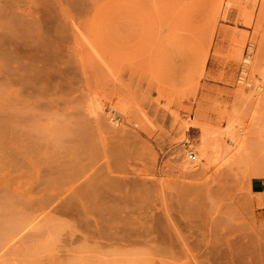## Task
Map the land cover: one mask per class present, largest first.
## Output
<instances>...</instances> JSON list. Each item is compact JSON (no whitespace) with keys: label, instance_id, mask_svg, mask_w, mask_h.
<instances>
[{"label":"rangeland","instance_id":"374dc122","mask_svg":"<svg viewBox=\"0 0 264 264\" xmlns=\"http://www.w3.org/2000/svg\"><path fill=\"white\" fill-rule=\"evenodd\" d=\"M263 67L264 0H0V264H264Z\"/></svg>","mask_w":264,"mask_h":264},{"label":"bare ground","instance_id":"6f19581e","mask_svg":"<svg viewBox=\"0 0 264 264\" xmlns=\"http://www.w3.org/2000/svg\"><path fill=\"white\" fill-rule=\"evenodd\" d=\"M214 2V1H213ZM220 8V7H219ZM218 9V8H217ZM213 10H214V8H213ZM249 49H248V51H247V53L245 54V56H243L242 58H240L239 60L242 62V66L244 67V69H246L247 68V66L249 65V63H250V54H251V52H250V50H251V48H252V44H249V47H248ZM239 54V53H238ZM251 65V64H250ZM261 67V66H260ZM258 68V67H257ZM264 68V67H263ZM259 69V68H258ZM262 69V68H261ZM261 69H260V71H261ZM243 72H244V70H242ZM252 72V71H251ZM262 73V72H261ZM254 74V73H253ZM254 76V75H253ZM253 76H249V78H250V80H253ZM260 78V77H259ZM242 79V78H241ZM255 80V79H254ZM262 80L264 81V76H261V80L259 81V82H262ZM251 82V81H250ZM255 82H257V81H255ZM249 83H247V85H248ZM253 84H255V83H253ZM260 83H258L257 82V84L256 85H254V90H256V91H261L260 89H261V86L262 85H259ZM264 86V85H263ZM258 93V92H257ZM256 94V93H255ZM121 111V110H120ZM119 111V109L117 110V109H114V110H109V112L110 113H112L113 115H115L117 118H121L120 116L122 115V113ZM228 121H229V119H227ZM232 121V119L230 118V121L229 122H231ZM237 121V120H236ZM233 122V121H232ZM231 122V124H233L234 125V123L235 122H233L232 123ZM195 123H198V122H196L195 121ZM195 123H191V125L193 126L192 128H197L196 126H198L199 127V125L198 124H195ZM229 124V123H228ZM190 125V126H191ZM237 125V127L239 126L238 124H236ZM229 127H230V129L229 130H231V131H229L230 132V134H229V132L227 131V127H225L226 129V134L228 135H225V133L223 134V136H227L228 137V139H225V137H224V139L225 140H223L222 141V139L220 140L219 138H222V136H221V134H219L218 133V130L216 131L220 136L218 137V140H216L214 137L216 136L215 134H213V131L214 130H212V133H210V134H212V136L213 137H211L210 135H209V137H208V134H209V132H210V130H208V129H204V126H203V128H200L199 127V129H201L200 130V134L198 135V137H197V139H196V142H197V144H196V146H195V142L193 143L194 145H192V146H190V149H188L187 151H185L186 153L188 152V151H192V154L191 153H189V154H187L186 155V158H187V160L185 161H183L184 163V165L182 164V166L185 168L184 170H186V169H188V171H193V170H196L198 167H200V166H202L203 164L202 163H200V160H206V159H211L212 157V155L211 154H213L214 153V148H215V151H216V149L218 148V147H221L222 145H218V143H217V145L215 146V145H213L212 143H213V139H215L217 142H221V144H222V142H224L223 143V146L222 147H224V150H225V152L227 151V148H228V150H229V148H231V147H233V145H235V144H237V143H239V142H237V138L235 137V136H233L234 134H233V128L231 129V125L229 124L228 125ZM232 127H234V126H232ZM237 127H236V129H237ZM235 128V127H234ZM198 129V130H199ZM238 130V129H237ZM209 131V132H208ZM240 130H238V132H239ZM208 134H207V133ZM215 132V131H214ZM215 132V133H216ZM220 132V131H219ZM221 132H223V131H221ZM220 132V133H221ZM232 133V134H231ZM217 134V135H218ZM238 134V133H237ZM240 136V135H239ZM242 136V135H241ZM212 138V140H210L211 138ZM226 137V138H227ZM236 138V139H235ZM240 138V137H239ZM214 140V141H215ZM239 140V139H238ZM212 141V142H211ZM215 141V142H216ZM215 142H214V144H215ZM237 142V143H236ZM242 142H240V147H241V144ZM224 144H225V146H224ZM239 145H237L238 147H239ZM214 146V147H213ZM218 146V147H217ZM226 146H229V147H226ZM221 147V149H223ZM225 147H226V149H225ZM223 150V151H224ZM231 151H233L232 149H231ZM236 151V150H235ZM238 151V150H237ZM193 153L195 154V156L193 155ZM216 153V152H215ZM227 153V152H226ZM221 154V153H220ZM215 155V154H214ZM227 155H228V153H227ZM185 156V155H184ZM211 157V158H208V157ZM219 156V155H218ZM217 156V157H218ZM197 158V161H192V160H195L196 158ZM230 157H231V154H230ZM231 159V158H230ZM209 160H207L209 163H210V161ZM206 162V161H205ZM207 162V163H208ZM215 162V161H214ZM213 162V163H214ZM212 163V162H211ZM182 167V168H183ZM212 167V166H211ZM207 168V167H206ZM190 212V211H189ZM189 212H187V213H189ZM191 213V212H190ZM193 213V212H192ZM188 215V214H187ZM194 215V214H193ZM187 218L188 217H191V216H186ZM186 218V219H187ZM125 218H123V220H124ZM109 220V219H108ZM107 220V221H108ZM120 221V220H119ZM132 221V220H131ZM109 222V221H108ZM125 223V222H124ZM150 248H151V246H149ZM153 248V247H152ZM146 249V248H145ZM147 249H149V248H147ZM137 250V249H136ZM143 250V249H142ZM142 250H141V252H142ZM157 251H159V250H157ZM138 252V251H137ZM140 252V251H139ZM145 252V251H144ZM124 253V252H123ZM128 253V252H127ZM132 253H133V251H132ZM151 253V252H150ZM116 254V253H115ZM163 254H164V252H163ZM112 255H114V254H112ZM118 255H120L121 256V253L120 254H118ZM136 255V254H135ZM146 255V254H145ZM145 255H142L144 258H146L145 257ZM148 256H150L149 254H147ZM122 256H124V254H122ZM125 256H128V255H125ZM132 256V255H131ZM154 256V255H153ZM135 257V256H134ZM118 258V257H117ZM122 257H120V259H121ZM131 258V257H130ZM133 258V257H132ZM141 258L142 257H140V263L141 262H143V260L141 261ZM156 258V257H155ZM113 259H114V257H113ZM113 259H112V261H113ZM124 259H125V261H127V259L126 258H123V261H124ZM135 259V258H134ZM147 259H149V258H147ZM122 260V259H121ZM128 260H129V258H128ZM132 260V259H131ZM134 261V260H133ZM136 261H137V259H136ZM147 261V260H146ZM119 263H120V260H119ZM146 263H148V262H146ZM110 264V263H109ZM114 264V263H113ZM132 264H133V262H132ZM135 264V263H134ZM136 264H137V262H136Z\"/></svg>","mask_w":264,"mask_h":264},{"label":"crops","instance_id":"0c3cea01","mask_svg":"<svg viewBox=\"0 0 264 264\" xmlns=\"http://www.w3.org/2000/svg\"><path fill=\"white\" fill-rule=\"evenodd\" d=\"M257 179H259V178H252L250 180V183H249L250 189L253 192V190L255 188L256 191H254V192L264 195V181L263 180L258 181Z\"/></svg>","mask_w":264,"mask_h":264}]
</instances>
